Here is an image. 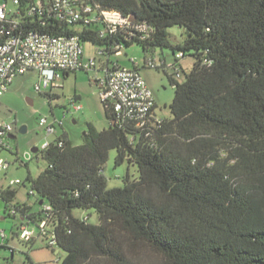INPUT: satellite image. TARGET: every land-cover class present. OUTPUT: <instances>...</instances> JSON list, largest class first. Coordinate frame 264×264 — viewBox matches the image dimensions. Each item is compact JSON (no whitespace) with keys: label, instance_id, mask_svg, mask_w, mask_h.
I'll list each match as a JSON object with an SVG mask.
<instances>
[{"label":"trees","instance_id":"1","mask_svg":"<svg viewBox=\"0 0 264 264\" xmlns=\"http://www.w3.org/2000/svg\"><path fill=\"white\" fill-rule=\"evenodd\" d=\"M79 5L90 12L68 23L40 12L35 0H19L0 21V45L31 32L78 37L105 59L104 73L107 64L121 67L110 56L133 45L146 67L147 55L165 48L174 56L173 68L187 55L194 64L183 82L167 75L174 89L168 118L156 115L154 105L144 127L128 119L117 123L102 102L107 129L87 123L81 145L61 135L40 149L47 166L26 178L37 210L16 204L12 217L38 230L44 221L56 242L51 250L65 254L61 264H142L140 249L154 253L157 264H264V0ZM102 12L117 13L124 23L113 27ZM174 26L185 33L176 45L167 32ZM166 68L163 58L150 69ZM111 151L114 167L136 171L134 179L123 176L122 186L109 187L103 174ZM15 194L11 187L0 190L5 212ZM35 242L26 244L33 248Z\"/></svg>","mask_w":264,"mask_h":264},{"label":"rangeland","instance_id":"2","mask_svg":"<svg viewBox=\"0 0 264 264\" xmlns=\"http://www.w3.org/2000/svg\"><path fill=\"white\" fill-rule=\"evenodd\" d=\"M10 6L11 3H8V7ZM111 19L115 20L116 17L112 16ZM73 28L81 30L83 27L76 25ZM167 32L172 45L182 43L185 36L183 28L174 26L168 28ZM83 49L84 61L94 57V68L70 72L66 76L61 75V78L54 82L60 86L59 88L36 92L34 85L39 82V75L36 71L29 70L16 76L9 89L0 96V125L11 126V132L5 134L2 139L3 148L0 147V160L9 165L6 171L0 172V190L6 189L11 180L21 181L20 185L11 187L16 191L11 206L26 204L31 207L32 212L37 210L34 206L36 198L28 194L29 185L26 178L28 174L36 178L47 166L39 151L44 142L53 141L57 136L65 135L73 145H81L82 134L87 128V123L93 124L99 131L107 129L109 125L98 96V80L104 77L102 64L105 59L99 53H94L95 48L90 43H84ZM143 56L141 49L133 45L123 47L121 56L116 58L112 55L110 60L111 62L119 60L123 66L130 68V60L136 59L139 72L152 92L156 104V115L168 118L170 116L168 106L173 100L174 89L167 75H172L174 79L183 82L185 73L192 69L194 58L190 55L184 56L179 60L178 66L173 68L172 65L175 62L171 50L156 49L146 58L148 62L155 64H160L164 58L167 66L164 73L161 69L147 68L144 65ZM176 72L179 76L175 75ZM75 106H79L80 109L74 110ZM40 119H46L47 125H54V134H46L45 128L39 126ZM21 129L25 131L22 133ZM33 148L38 149L37 155L32 152ZM114 157L115 151H111L103 171L109 187L122 186V178L126 173L132 179L136 177L133 167L128 170L126 165L114 167ZM23 164H27V167ZM81 213L76 211V214ZM91 220H95L94 215ZM19 227L20 217L9 216L5 212L4 202L0 199V232H5L10 246V249L0 248V264H3L5 260L11 261L12 264H61L65 256L62 251L56 249L51 251L44 246L42 239H36L33 248H29L25 242L16 237ZM29 229L37 235L38 229L35 225H30ZM139 257L142 264L159 262V258L146 249H140Z\"/></svg>","mask_w":264,"mask_h":264},{"label":"built area","instance_id":"3","mask_svg":"<svg viewBox=\"0 0 264 264\" xmlns=\"http://www.w3.org/2000/svg\"><path fill=\"white\" fill-rule=\"evenodd\" d=\"M9 3H11L10 7H8V3H0V21L6 19L8 12L15 11L19 0H11ZM79 3L80 0H35V5L40 12L41 10L46 11L55 18L68 23L81 19V13L90 12L88 6H82ZM34 8H32L33 12ZM101 16L105 23L113 27L124 23V19L117 13L102 12ZM112 16L116 19L112 20ZM83 54V46L78 37H55L31 32L25 36L6 39L0 45V96L9 89L16 76L29 70H34L39 75V82L34 85L36 92L59 88L60 86L54 82L61 78L63 72L94 68V57L84 61ZM117 55H121V53L119 52ZM131 62L133 63L131 68L109 67V72H105L104 77L98 80V96L101 102L112 109L117 123H120L122 119H128L133 121L136 127L141 128L149 123L155 102L151 90L138 70L136 59H132ZM147 67L154 68L155 64L148 62ZM79 109V106L74 107V110ZM39 126L45 128L46 134H54V125H47L46 119H40ZM10 132V125H0V144H2L5 134ZM55 140L56 138L53 141ZM53 141L44 142L41 150H46ZM58 145L60 146L61 143ZM8 167V164L0 160V172L6 171ZM20 184L19 179L11 180L8 187ZM28 194L33 196L31 190ZM7 213L13 216L16 211L12 206H9ZM45 227V222H41L38 233L35 235L27 225H20L17 233L18 239L25 243L33 239H42L45 246L52 249L56 247L55 238L46 232ZM0 239L2 241L5 239L4 233H0Z\"/></svg>","mask_w":264,"mask_h":264},{"label":"crops","instance_id":"4","mask_svg":"<svg viewBox=\"0 0 264 264\" xmlns=\"http://www.w3.org/2000/svg\"><path fill=\"white\" fill-rule=\"evenodd\" d=\"M83 51H84V49H83ZM94 53H95V51H94ZM93 53V54H94ZM121 55H117L116 56V58L117 57H120ZM134 59V58H133ZM116 62L118 63V65L119 66H121V67H125V68H129V67H126V66H123V64L119 61V60H116ZM130 64H131V60H130ZM109 67H110V64H107ZM104 66L102 65V70L104 69L103 68ZM132 67V64L130 65V68ZM156 105V104H155ZM9 137H13V136H9ZM21 221H23L22 219H21ZM0 233H4L5 234V232L4 231H1ZM44 243V242H43ZM0 244H6V245H8L9 246V239H8V237H7V235L5 234V239L2 241L1 239H0ZM44 246H45V244H44ZM10 247V246H9ZM46 247V246H45ZM48 249H50V248H48ZM51 250V249H50ZM52 251V250H51ZM57 252V251H56Z\"/></svg>","mask_w":264,"mask_h":264},{"label":"water","instance_id":"5","mask_svg":"<svg viewBox=\"0 0 264 264\" xmlns=\"http://www.w3.org/2000/svg\"><path fill=\"white\" fill-rule=\"evenodd\" d=\"M24 131H25V129H21V130H20V132H22V133H23ZM32 152H33V153H36V152H37V148H33V149H32ZM39 204H41V201H40Z\"/></svg>","mask_w":264,"mask_h":264}]
</instances>
